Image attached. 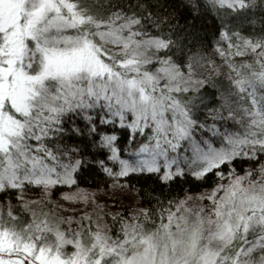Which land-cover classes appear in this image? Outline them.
Wrapping results in <instances>:
<instances>
[{
  "label": "snow or ice",
  "instance_id": "snow-or-ice-1",
  "mask_svg": "<svg viewBox=\"0 0 264 264\" xmlns=\"http://www.w3.org/2000/svg\"><path fill=\"white\" fill-rule=\"evenodd\" d=\"M0 264H264V0H0Z\"/></svg>",
  "mask_w": 264,
  "mask_h": 264
},
{
  "label": "trees",
  "instance_id": "trees-1",
  "mask_svg": "<svg viewBox=\"0 0 264 264\" xmlns=\"http://www.w3.org/2000/svg\"><path fill=\"white\" fill-rule=\"evenodd\" d=\"M188 187L190 186H185V188L187 189ZM207 189H204V188H201V189H196L194 191H191V192H188V194H193V193H199V192H203V191H206ZM29 196H31L32 198H38L39 194L38 193H35V192H32V193H28ZM167 195V193H166ZM172 196H178L180 199H183V194L179 192V190H177L176 193H173ZM172 196H169V198H172ZM161 199H163V197H161ZM141 200V198H135L134 199V202H135V206H136V203L137 201ZM125 203H128V204H131L129 201H125ZM133 206V207H135ZM144 206H147V205H144Z\"/></svg>",
  "mask_w": 264,
  "mask_h": 264
},
{
  "label": "rangeland",
  "instance_id": "rangeland-1",
  "mask_svg": "<svg viewBox=\"0 0 264 264\" xmlns=\"http://www.w3.org/2000/svg\"><path fill=\"white\" fill-rule=\"evenodd\" d=\"M199 194H200V192L199 193H193V194H190V195L197 196ZM128 201L131 203L132 206H135L134 199H129Z\"/></svg>",
  "mask_w": 264,
  "mask_h": 264
}]
</instances>
